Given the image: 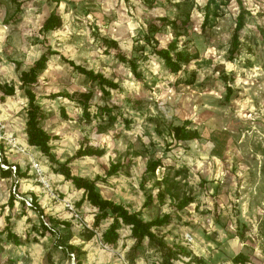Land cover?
Segmentation results:
<instances>
[{
  "label": "rangeland",
  "instance_id": "rangeland-1",
  "mask_svg": "<svg viewBox=\"0 0 264 264\" xmlns=\"http://www.w3.org/2000/svg\"><path fill=\"white\" fill-rule=\"evenodd\" d=\"M244 6L239 51L230 60L241 12L235 0H0V119L19 142L0 154L14 171L7 178L0 172V264H132L130 227L120 230L116 247L103 242L111 218L85 240L97 210L56 171L55 161L69 160L74 175L96 181L104 198L144 220L170 214L169 224L154 230L177 253L173 264L235 263L238 255L245 264H264V0ZM52 13L61 23L46 31ZM172 43L173 55L187 57L176 74L155 53ZM49 49L56 54L32 88L55 160L28 143L20 81ZM120 56L136 61L137 74ZM70 61L118 87L105 94ZM12 86L15 94L2 98ZM183 126L199 137L178 140ZM83 145L105 152L74 159ZM116 163L119 172L108 176ZM15 165L27 175H16ZM8 167L0 159V168ZM149 194L154 201L145 207ZM184 199L193 202L178 210ZM33 201L55 235L44 229ZM9 230L20 245L8 239ZM70 246L78 251L69 253ZM163 262L146 242L134 264Z\"/></svg>",
  "mask_w": 264,
  "mask_h": 264
},
{
  "label": "trees",
  "instance_id": "trees-1",
  "mask_svg": "<svg viewBox=\"0 0 264 264\" xmlns=\"http://www.w3.org/2000/svg\"><path fill=\"white\" fill-rule=\"evenodd\" d=\"M238 5L240 6V15L237 19V26L234 30L233 34V50L232 54L230 55V60H234L237 52L239 51L240 46V33L245 26V19L247 14V9L244 6L247 0H235ZM61 23V19L58 15L52 13L50 17L45 22V30L51 31L57 28ZM108 44L112 47L118 48V44L116 41H110ZM177 51V45L172 43L167 49H156L155 53L160 58H162L165 62L166 67L170 70L171 73H179L182 68L183 64L187 61V57L182 52H177L176 55H173L172 52ZM56 54L55 51L51 49L48 52L44 53L37 61H35L34 65L28 71H23L20 74V81H21V89L24 91L27 99H28V120H27V138L29 145L38 148L44 155L49 157L51 160L54 159L53 155V147L51 145V141L53 140V136L48 133L43 127H41V118H42V107L39 105L37 101V95L33 90V86L36 85L39 81L40 74L47 68V64L51 59V56ZM120 60L125 63H129L131 66L132 71L137 74V63L134 59H128L125 56H120ZM70 64L75 67L76 70L81 72L83 75L87 76L90 81L93 83L98 82L102 86V89L105 94H109L107 88L116 89L118 85L113 81L109 80L103 74H96L92 70H88L80 65H75L72 61ZM15 88L8 87L5 96H13L15 94ZM232 93L231 88H229V97L230 98ZM84 112L87 117H90V113L88 112V105H84ZM103 112L111 114L110 109L102 108ZM177 139L180 141H189L193 139H197L199 137V133L196 130H188L185 126L180 127L177 129ZM104 150L95 149L92 147H85L84 145L81 146L76 154L74 155V159L84 158V157H101L104 154ZM1 164L9 166L8 169L0 168V172L4 177H11L14 174L13 166L10 165L7 159L2 158ZM59 164L58 169L56 171L63 175L67 181H71L73 185L78 190H83L84 195L82 202L88 201L92 207H94L97 212L95 214L94 220V229L89 230L87 235H85V240L89 241L95 236V228L101 227L104 221L111 218L113 219L112 224L105 230L103 233V242L107 246L116 247L121 239L120 230L124 227H130L132 232V237L135 241V244L131 247L128 256L130 258V262L132 264L135 263L136 258L138 256V252L140 251L141 247L147 242L148 245L156 248L158 251L162 253L164 262L163 264H173V260L176 258L177 253L168 247V245L158 237L155 233V228H159L169 224L171 220V215H165L162 218H158L153 221H146L143 219L141 212H131L125 206L118 204L110 199H106L102 196L101 192L97 189L96 181H91L85 177L76 176L73 174L72 168L69 165L70 160L62 163L55 161ZM161 165V161L153 163L151 166L148 167L149 172H155L156 169ZM16 171L15 174L19 177H24L27 173L22 172L21 167L15 165ZM121 165L116 163L112 165L111 169L108 171L107 175L112 176L119 172ZM16 197L11 195L10 197V205L13 206ZM154 201V197L152 194L148 195V201L145 203L146 206H150ZM193 199H184L178 205V210L184 209L188 204L192 203ZM33 208L37 212H39L40 217L44 220L42 221V225L47 232L52 234H56L55 229L51 226H48L46 223L51 218H46V215L40 205L37 202L31 204ZM48 219V220H47ZM8 239L14 242L16 245L21 244L20 236L16 233L9 230ZM69 253L74 254L78 251V248L75 246H70L66 248ZM235 263L238 264H245L246 260L242 255H238L235 257ZM77 264H82L81 261L78 260Z\"/></svg>",
  "mask_w": 264,
  "mask_h": 264
},
{
  "label": "built area",
  "instance_id": "built-area-1",
  "mask_svg": "<svg viewBox=\"0 0 264 264\" xmlns=\"http://www.w3.org/2000/svg\"><path fill=\"white\" fill-rule=\"evenodd\" d=\"M6 125L2 122V119H0V154L2 149L5 148L7 146V144H9V146H13L14 148L18 147L19 142L17 141V139H15L13 134H9L7 133L6 130ZM21 150V148H19ZM24 151V150H23ZM33 168L36 171L37 176L40 178L41 182L48 187V183L45 180L46 176H45V172L44 169L40 166V163L33 161ZM16 170V167H15ZM218 264H238V263H234V262H220Z\"/></svg>",
  "mask_w": 264,
  "mask_h": 264
}]
</instances>
